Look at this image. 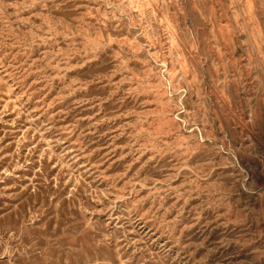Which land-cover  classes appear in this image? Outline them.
Returning <instances> with one entry per match:
<instances>
[{"label": "rangeland", "instance_id": "374dc122", "mask_svg": "<svg viewBox=\"0 0 264 264\" xmlns=\"http://www.w3.org/2000/svg\"><path fill=\"white\" fill-rule=\"evenodd\" d=\"M0 264H264V0H0Z\"/></svg>", "mask_w": 264, "mask_h": 264}, {"label": "bare ground", "instance_id": "6f19581e", "mask_svg": "<svg viewBox=\"0 0 264 264\" xmlns=\"http://www.w3.org/2000/svg\"><path fill=\"white\" fill-rule=\"evenodd\" d=\"M224 96V95H223ZM223 100V99H222Z\"/></svg>", "mask_w": 264, "mask_h": 264}]
</instances>
